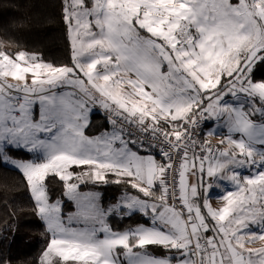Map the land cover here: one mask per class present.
Wrapping results in <instances>:
<instances>
[{"label":"snow or ice","instance_id":"snow-or-ice-1","mask_svg":"<svg viewBox=\"0 0 264 264\" xmlns=\"http://www.w3.org/2000/svg\"><path fill=\"white\" fill-rule=\"evenodd\" d=\"M62 2L70 63L0 40V160L46 225L38 264H264V0Z\"/></svg>","mask_w":264,"mask_h":264},{"label":"trees","instance_id":"trees-1","mask_svg":"<svg viewBox=\"0 0 264 264\" xmlns=\"http://www.w3.org/2000/svg\"><path fill=\"white\" fill-rule=\"evenodd\" d=\"M62 9V0H0V40L6 41V47L13 50L37 52L46 61L68 64L71 49ZM252 78L264 80V64L253 68ZM91 120L87 134L93 135L109 128L107 120L98 111L92 114ZM9 154L18 159L31 158V154L24 151L14 150ZM124 187L115 184L98 186L102 192V203L116 202ZM61 193L62 185L54 181L50 185L52 200L63 198ZM65 204L64 211L75 209L71 202L66 200ZM35 207L22 172L0 160V259L7 260L9 264H38V258L49 242V234ZM110 223L122 230L129 225L147 223V220L135 214L123 220L112 217ZM31 236L39 239L33 242ZM153 250L164 254L163 249Z\"/></svg>","mask_w":264,"mask_h":264},{"label":"rangeland","instance_id":"rangeland-1","mask_svg":"<svg viewBox=\"0 0 264 264\" xmlns=\"http://www.w3.org/2000/svg\"><path fill=\"white\" fill-rule=\"evenodd\" d=\"M211 139L214 140V141H218L219 139H221V137H220L219 135H214ZM141 154H147V153H141ZM13 158H14V157H13ZM16 159H18V158H16ZM25 160H26V159H25ZM3 162H4L5 165L17 169V168H16L14 165H12L10 162H5V161H3ZM19 171H20V170H19ZM95 190L101 192L98 188H96ZM101 193H102V192H101ZM120 196H121V195H120ZM62 199H64L65 201L67 200L66 197H63ZM101 202H102V195H101ZM114 203H115V202H114ZM73 211H75V209H74ZM38 239H39V238L36 237V236H31V238H30V240L33 241V242H36Z\"/></svg>","mask_w":264,"mask_h":264},{"label":"crops","instance_id":"crops-1","mask_svg":"<svg viewBox=\"0 0 264 264\" xmlns=\"http://www.w3.org/2000/svg\"><path fill=\"white\" fill-rule=\"evenodd\" d=\"M96 110H94V112H95ZM93 112V113H94ZM211 124H212V122H210V124L208 125V126H211ZM214 141V140H213ZM216 143H217V141H215ZM157 159H158V157H157ZM120 197V196H119ZM212 203H213V206L215 207V206H218L219 205V203H220V201L218 200V198H213L212 199ZM251 246H260V242H257L256 244H254V245H251Z\"/></svg>","mask_w":264,"mask_h":264},{"label":"built area","instance_id":"built-area-1","mask_svg":"<svg viewBox=\"0 0 264 264\" xmlns=\"http://www.w3.org/2000/svg\"><path fill=\"white\" fill-rule=\"evenodd\" d=\"M96 111L102 113V116L106 119V114L103 112V110H99V109H98V110H96ZM209 124H210V122H208V124L205 126V130H206V128L208 127ZM200 135H201V138H202V137H203V132H201ZM211 140H212V139H211ZM212 143H213V144H216V142L213 141V140H212ZM158 157H159V156H158ZM159 158H160V157H159Z\"/></svg>","mask_w":264,"mask_h":264}]
</instances>
